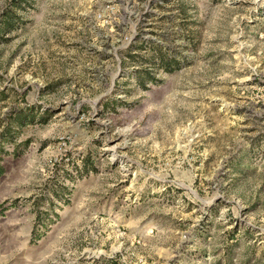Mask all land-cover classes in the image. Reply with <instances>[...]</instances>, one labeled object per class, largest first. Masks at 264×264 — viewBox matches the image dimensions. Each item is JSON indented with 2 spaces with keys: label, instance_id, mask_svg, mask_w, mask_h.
<instances>
[{
  "label": "rangeland",
  "instance_id": "374dc122",
  "mask_svg": "<svg viewBox=\"0 0 264 264\" xmlns=\"http://www.w3.org/2000/svg\"><path fill=\"white\" fill-rule=\"evenodd\" d=\"M0 148V264H264V0H0Z\"/></svg>",
  "mask_w": 264,
  "mask_h": 264
},
{
  "label": "trees",
  "instance_id": "16d2710c",
  "mask_svg": "<svg viewBox=\"0 0 264 264\" xmlns=\"http://www.w3.org/2000/svg\"><path fill=\"white\" fill-rule=\"evenodd\" d=\"M13 20H9L8 24H13L12 23ZM161 47L159 45H154L151 46L150 49L153 50V54H154V58L152 60H149L146 65L150 68L152 66H157L158 69L160 70H164L167 71L169 73H172L176 67L178 65H180V61L177 60L176 56L170 54V52H166V51H162L160 49ZM132 58H136V56L131 55ZM152 64V65H151ZM136 73H138V76H136V78H140V80L142 78L145 79H149L151 82H156V79L151 77V73H149L148 69L146 70H140L137 71ZM142 82V81H141ZM42 119V117H41ZM44 120V119H42ZM14 123L16 124V127H25L29 124H34L36 122V117L32 114H26L25 112H22L20 114H18L17 116H15V118L13 119ZM13 124V123H11ZM13 134L14 132L12 130H10V124L8 125V128L6 129V131L3 134V137L6 139H8L10 137V134ZM4 139V140H5ZM13 139V138H12ZM14 140V139H13ZM14 142V141H12ZM4 154L0 153V179L1 177L6 173V169L3 165L4 162V156L3 155H7L10 153H7L6 151H4L3 148H0ZM1 207V206H0Z\"/></svg>",
  "mask_w": 264,
  "mask_h": 264
}]
</instances>
